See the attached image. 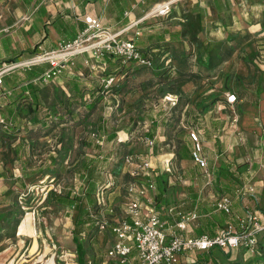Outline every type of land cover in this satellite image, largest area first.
I'll list each match as a JSON object with an SVG mask.
<instances>
[{"label":"rangeland","instance_id":"1","mask_svg":"<svg viewBox=\"0 0 264 264\" xmlns=\"http://www.w3.org/2000/svg\"><path fill=\"white\" fill-rule=\"evenodd\" d=\"M199 1L204 5V14L192 13L196 12V10H192L194 7L192 6L194 3L193 0H174L171 5L164 9L163 13L156 12L151 16L156 19H163L165 17L168 20L174 18L173 16L178 15L180 11L184 14V8L192 4L188 8L191 10H188L187 15H185L189 18L187 23L178 22V24L168 25L171 27L176 26L178 29L180 27L183 29L187 28L191 32V35L184 39V49L189 50L195 56L193 62L195 72H198L202 68L201 64L207 58V48L205 46H199V44L192 45L190 42L191 38L189 37L198 36V38L203 40L208 39L210 36L213 38L214 35L217 37L222 32L224 36L222 42H225L229 46H236L244 38H238L237 34L248 31H246L244 26H240L239 29L241 32L239 33H236L234 26H229L228 29L226 24L229 23V20L264 18V0H224L226 4L230 2L229 4L232 5V8L228 7L224 13L221 12L219 14L215 9V0ZM3 10H5L3 6H0V14ZM199 20H207L206 22H210L211 24L209 23V25H204L201 28L202 22L200 23ZM218 22L219 24L221 23V26H219ZM198 27L201 30L197 32ZM134 32V29H132L128 33V38H134ZM176 49H178V52L183 51V48L177 47ZM160 55L158 69H162L163 71L169 70L171 65L174 64L173 59H171L172 55L166 50ZM245 60V62L250 61L251 64L255 63L258 65L256 67L254 64V70H258L264 77V58L262 59L260 56L252 55L251 58L248 56ZM3 65L4 61L0 60V68ZM82 66L87 68L84 61ZM223 67L224 76L222 78L220 77L219 80H215V76L210 79L202 78L198 80L200 82L198 85L194 81L182 79L179 81L165 82L163 84L164 86H162L161 83L156 82L157 77H155L153 71L133 75L129 79V84H127V87L130 88L129 90L126 88L125 92H123L107 88L108 92L104 94L100 104L93 110L85 108V105L92 103V99L86 95L84 103L78 102L81 105L77 107L78 111H76L74 117L70 118L68 124L59 126L49 139H42L31 144L29 150L30 155L27 159L34 168L45 163L52 153L56 154L60 151L62 155L59 166L55 165L53 168V176H40L37 179L26 181L28 188L16 201L18 202L19 209L15 212L19 218L25 215L24 220L27 218L30 219L34 228V236H22L26 234L20 233L22 237L19 240L15 238L9 240L6 244L8 245L6 249H8L7 255L9 259L5 263L8 264V262L15 259L14 263L19 262V264H52L51 262L53 260H50L55 258L56 264H94V261L102 264V260L104 262L107 260L106 256H108L109 251L112 249L110 248V242H108V228L104 230L106 236L103 231L98 232L95 230L92 234L87 233L85 237L81 238L80 243L84 252L83 258L80 259L79 249L77 248L78 246L72 233L73 223L65 217L66 211L63 208L56 206L53 201L47 200V194L53 191L60 194L79 188L80 183L77 178V172L81 169V165L85 160L96 159L104 155H113L114 151L112 149L116 147L114 144L117 143H121L120 151L126 152L128 155L134 156L137 159L134 165H122V170L120 171L119 169L117 174L113 173V176L110 173V162L102 170L101 179L98 182L102 186L105 184L106 187L99 199L106 201L108 211L105 209L99 218H105L109 223H120L122 221V213L125 211L128 201V187L130 184H135L125 174L129 175L130 172L135 171L138 168V164L145 160L152 162L156 171H159L164 162L172 158L171 164H174L176 168V172L170 176L173 187L170 188L168 194L164 196L165 198L159 204L162 211L160 212L161 214L165 213L163 212L164 209H169L170 207H176V210L182 212L193 211L196 204H193L191 193L196 191L197 196H201L199 204H203L205 209H214L213 205L216 198H218L214 196L216 187L207 186V180L202 176V171L193 164L191 160V150L193 147L191 146L189 133L192 130L199 131L204 127V130L208 131V133L210 132L212 136L213 127L210 124V120L215 118V116L222 115L223 119L227 120L226 123L223 122L218 125L221 131L219 133L221 139L216 138L220 143V147L223 148L225 155L229 157L232 163L236 162L240 165H246L247 173L245 177L249 180L247 186H255L256 182H260L259 187H262L261 181H264V136L262 135L264 133L257 129L248 131L243 129V125L241 124L243 116H241L240 112H245L246 110L245 113L248 114V107L251 108V106L254 107L255 105L259 109L260 102L263 98L261 96L252 100L250 97H247L241 104L232 106H228L226 103L223 104L227 98V94L231 90L239 91V86L244 87L245 84L249 83L242 82L241 85L235 84L234 81L230 80L229 72L231 71V64H225ZM138 68L140 67L136 69ZM19 70L24 71L22 69ZM70 72L72 70L68 69L65 74H62L61 78L50 82V84L42 88L41 95L43 102H45L48 108L54 109L60 104V100L71 94L70 87L67 85L69 80L68 76L71 74ZM95 75L91 72L90 76L84 78V85H87V89H91V85L93 87L94 84L96 88L103 84L101 72H95ZM228 75L229 77H227ZM125 79V75L123 74L113 84L123 85V82H127ZM227 81H229V88L226 87ZM142 82L145 85H149L152 82L155 84L152 87L142 88ZM209 85L214 90L216 89L220 92L217 93L215 90L211 95L205 94L206 88ZM251 89L254 90L255 88L251 87ZM169 90L173 91L169 92ZM175 91L177 93H174ZM168 95H173L178 99V104L181 105L178 111L174 112L170 104L165 101ZM215 96L219 97L217 101ZM214 102L216 103V107L221 105L220 112L218 108L215 107L216 110L214 109ZM205 107H208V110L211 111L215 110L218 115H212L213 117L208 118L209 121H206L203 114ZM235 115L239 116L238 123H233L232 121ZM26 124L27 126H31V122H26ZM153 125H157V127L153 133L154 138H150L154 140L153 146L150 147L146 141L149 139L148 134L151 133L150 131L153 129ZM249 127L253 128L252 125L247 128L249 129ZM102 133L106 137L109 135L115 136V142L108 143L107 140L105 142V136H102ZM96 137L100 139L104 138V143L100 145L99 150L96 148L97 145L88 147V143L95 142ZM19 139H22V136H19ZM259 145H262V150L259 148ZM237 147H241L242 153H236ZM188 148L190 153L187 155L184 152ZM209 152L213 157V163L217 165L215 168L217 171L220 163L216 160V153L210 150ZM172 153L175 157H171ZM196 182L199 184H195ZM193 184L199 185V187L195 189L193 188ZM190 187L194 189L192 192L188 190ZM259 187L255 189L258 190ZM233 198L235 202L234 212L236 215L244 216L243 211L246 208L245 206L260 209L259 202L254 203L252 196L244 197L240 201L237 196ZM110 209L113 210L112 213L109 211ZM198 210L196 211L198 212ZM169 214H166V218H173L171 216L173 212ZM215 215L218 216L219 212L215 213ZM202 219H197L192 223L191 229L193 231L199 221L202 222ZM171 220L172 222H169V224L173 226L176 220ZM36 239L39 240L38 251L32 254V243ZM188 258L195 261L199 259L195 253H192L185 255L182 262L186 264L189 261L187 260ZM215 259V262L219 264H240L239 262L241 261L242 264H264V257L257 254L251 255L243 250L233 251L230 256L219 254L215 256ZM108 260L110 264H113V260L109 257ZM2 262L4 263V261ZM199 262L201 264L205 263L201 260Z\"/></svg>","mask_w":264,"mask_h":264},{"label":"trees","instance_id":"2","mask_svg":"<svg viewBox=\"0 0 264 264\" xmlns=\"http://www.w3.org/2000/svg\"><path fill=\"white\" fill-rule=\"evenodd\" d=\"M217 1L219 2L220 9L229 5V3L226 4L224 0H215V2ZM195 10H197L196 7L193 11ZM192 13L202 14V11ZM149 27V30L152 31H148L145 36L141 33V36L136 40V45L138 50L142 52L144 58H150L152 60L151 67L137 66L133 62L126 64L123 63L122 58L112 56H107L99 62L97 70L84 68L82 66L83 64L75 62V65L70 67L72 72H70L71 74L68 76L69 80L67 82L71 94L60 100V104L54 109H50L46 106L41 95L42 88L48 84H44L38 80L49 70V64H42L45 66L36 65L28 69H22L24 71L17 69V71L6 74L3 77V84L0 87V119L5 120L8 127L5 129L3 125H0V149L6 148L4 153L7 157H13V160L18 167H3L8 178L14 179L10 184V188L4 194L6 197L11 198L14 210L0 216L4 224L9 223V225L12 226V231L8 233V238H16L17 236L16 230L20 226L22 218H19L18 215H16L15 211L19 209L18 202L16 201L21 194L27 190L28 185L26 181L37 179V177L40 176H53L54 166H59L60 164L62 153L59 151L56 154L52 153L45 163L34 168L27 159L30 155V145L42 139L50 138L52 133L56 131L59 126L68 124L70 118L74 117L76 111H78L77 107L81 105L78 102L84 103L86 95L92 99V103L85 105V108L93 110L100 104L104 94L108 92L106 84H102L100 87L96 88V85L91 83L94 84L93 87L90 84L91 89L86 88L87 85H84V78L90 76L91 72L95 74V72L100 71L104 80L110 78L118 80L119 76L124 74L126 78L125 81L127 82H123V85L113 84L114 86L109 87L110 89L112 88L116 89V91L123 92H125L126 88H128V90L130 89L127 87V84H129V79L132 78L131 76L141 74V72L147 73L148 71H153L155 73L154 75L157 77L156 82L161 83L162 86H164L163 84H165V82H172L174 80L179 81L182 79L198 82V80H201L202 78L210 79L219 74L223 65L229 62L235 51L247 41V39H244L236 46H229L225 42H211L207 39L201 40L198 36L189 37L191 38L190 42L192 45L199 44V46H205L207 48V58L202 62V68L198 72H195L193 69L195 56L194 54H191L189 50L184 49V39L191 35V32L188 31L187 28L183 29L180 27L178 29L175 27H164L157 30L155 29V25H149ZM177 47L183 48V51L181 50L178 52V49H176ZM164 50L172 55L171 59H173L174 66L171 65V69L169 68V70L163 71L162 69H158V63L161 57L160 54ZM36 55V53H33L32 56ZM18 59L17 56L7 60L4 64L17 63ZM2 67L3 66H1V68ZM102 67H105L106 70L103 71ZM137 67L140 68L136 69ZM61 77L62 75L56 79ZM228 82L229 81L226 83V87L229 88ZM154 84L155 83L152 82L149 85H145L142 82L141 85L143 86L142 88H145L152 87ZM118 86L119 88H117ZM171 91L173 90H169V92ZM174 93L177 92L175 91ZM217 99L218 97L216 100ZM179 109L180 105L178 104L173 108V111L176 112ZM26 122H31V126H27ZM156 127L157 125H153V129L150 131L151 133L148 134L149 139L154 138L153 133ZM19 136H22V139H19V144L13 147ZM102 136H105V142L106 140L108 143L115 142V136L109 135L106 137L103 133ZM120 144H114L116 147L112 149L114 153L113 155L111 154V156L104 155L99 156L96 159L85 160L81 165V169L77 172V178L80 183L79 188L60 194L55 193L54 191L47 194V200L53 201L56 206L63 208L66 211L65 217L73 223L72 233L77 243V248L79 249L80 259L83 258L84 252L80 243L81 238L85 237L87 233L92 234L95 230L99 232L97 224L98 222L101 223L102 220L99 217H101L102 212L107 209V204L102 206L99 199H97L99 189L103 187L101 183L98 182L101 179L102 170L110 162V173L112 176L113 173L117 174L119 169L120 171L122 170V165H124V160L128 155L126 152L120 151ZM95 145L97 144H95L94 141L93 143H88V147ZM96 148L99 150L100 146L97 145ZM193 149L194 147L191 150V154ZM184 153L188 155L190 153L189 148L186 149ZM218 163H220V166L215 172L216 184L214 187H216L217 192L224 193L233 198L234 196H237V190L246 187L249 181L248 178L246 179L245 177V174L247 173L246 165H240L236 162L232 163L225 153H222L218 158ZM14 169H20L21 175L19 178H16L13 174ZM211 171L213 172V170ZM125 176L134 183L149 184V181L155 183V208L160 212L161 207L159 204L165 198L164 196L167 195L170 188L173 187L170 181V175H166L159 171L153 175L152 179H147L143 176L131 177L127 174H125ZM188 190L192 192L194 189L190 187ZM191 197L194 205L196 202H200L198 200L197 191L191 193ZM238 198L240 201V196ZM196 206L197 207L195 208L199 209L197 213L200 215L208 214L207 212L217 213L215 208L213 210H208V208L205 209L203 204H196ZM237 216L241 215H236L234 213V215L230 216L219 212L218 216L215 215L213 217L203 218L201 224L194 228L193 236L194 238L201 237L205 234L217 236L219 233L223 232L228 225L236 227ZM2 239V236H0V243ZM258 244L259 254L257 255L264 257V236L260 237ZM243 251L247 252L246 250ZM232 252L233 251L225 252L221 249H214L209 252H191L187 254L190 255L195 253L198 256V261L189 258V262L193 264H201L199 260L205 262L204 264H219L218 262H215V256H218L219 254L230 256ZM239 263L242 264V261Z\"/></svg>","mask_w":264,"mask_h":264},{"label":"crops","instance_id":"3","mask_svg":"<svg viewBox=\"0 0 264 264\" xmlns=\"http://www.w3.org/2000/svg\"><path fill=\"white\" fill-rule=\"evenodd\" d=\"M174 0H0V6H3L5 10L1 12L0 16V60L6 62L9 59L15 58L18 56L19 61H25L28 59H31L33 56V53L44 54L49 53L51 51H56L59 47V44L63 42H73L75 41L79 35L82 33V31L86 28L85 24V17H93L95 19L101 18L102 19V25L109 29L112 33L116 32H122V38L123 39H130L128 38V33L134 29V34L136 40L141 36V33L146 35L149 30V25H155V29L160 30L164 27H174L169 26L168 24H178L179 23H187L188 17L187 11L191 10L188 9L190 5H187L186 8H184V11L182 14V11L178 15L173 16L174 18L166 20L165 17L163 19L161 18H154L151 16H147L148 13H150L154 9H158L160 7H163V5L173 2ZM193 9L196 7V11H202V14H204V5L199 0H193ZM230 3V2H229ZM216 12L219 14L221 12L224 13L225 9L228 7L232 8V5L229 4V6L224 8H219V2H214ZM225 6V4H224ZM201 8V9H199ZM192 9V10H193ZM240 18V17H239ZM238 18V19H239ZM198 21V19H197ZM207 20H199L201 23V28L204 25H209L210 22H206ZM211 24V23H210ZM219 24V22H218ZM221 26V23L219 24ZM226 26H234L236 33L241 32L239 29L240 26H244L247 33H240L237 34V37H244L242 40H246V43L239 47L233 54L232 59L225 63L226 65L231 64V71L229 72L230 80L234 81L235 84L241 85L242 82H249L244 85V87L239 86V91L232 90L231 93H234L238 97L237 104L243 103L244 100H246L247 97H250L252 100L255 98L261 97L263 100L260 102L259 109L256 108V105L253 107H248V111L246 114L245 112H240L241 116L243 118L241 119V124L243 125V129L246 131L257 129L258 131H261L264 133V86L261 87L262 84H264V77L262 73H260L258 70H254V64H251V62L247 61L245 62L246 58L249 56H257L264 58V18L262 19H245V20H229V23L226 24ZM176 27V26H175ZM178 28V27H176ZM201 28H197V32L201 30ZM220 30V28H219ZM139 33L140 35L137 37L136 33ZM229 32V31H228ZM216 34V33H215ZM222 35V36H221ZM245 35V36H244ZM223 34H219V36H211L207 39L211 42H222ZM246 37V38H245ZM85 56L79 57L75 60L78 64H83ZM264 62V61H263ZM262 62V63H263ZM256 65V64H255ZM138 66V65H137ZM258 65H256L257 67ZM260 67V66H259ZM264 70V68H263ZM224 67L221 68V71L219 74L215 76V80H219L220 77L222 78ZM100 72V71H98ZM263 72V71H262ZM228 74V73H226ZM95 75V74H94ZM228 75V76H229ZM96 76V75H95ZM213 80V79H212ZM193 82V81H192ZM200 82H196L198 85ZM251 87L255 88L254 90L251 89ZM261 88V89H260ZM216 90V89H215ZM211 85H209L208 88H206L205 94L211 95L215 91ZM217 93L220 91L216 90ZM243 92V93H242ZM230 93V94H231ZM204 94V95H205ZM255 94V95H253ZM218 96H215V99ZM219 98V97H218ZM217 101V100H216ZM179 103V102H178ZM215 103V102H214ZM226 103V100L223 104ZM227 104V103H226ZM228 105V104H227ZM181 106V105H180ZM221 106V105H220ZM220 106L218 105L216 107V103L214 105L218 108V111L220 112ZM238 106V105H237ZM172 109L174 107H171ZM252 111L250 112V110ZM216 110V109H215ZM208 110V107H205L203 109L204 118L206 121H209L208 118L213 117L212 115L217 114L216 111ZM250 112V113H249ZM218 115V114H217ZM207 117V118H206ZM211 126L213 127L212 131L213 134L211 136V133L204 130V127H202L199 131H193L196 132L201 136L202 144L204 147V156L208 160L209 163V171L212 174V179L214 182L211 184V186L208 185V180L205 177L204 171L199 169V167L196 165V167L202 171V176L205 178L206 184L209 187H213L216 184V164L213 163V157L210 155V151L213 153H216V160L221 156L222 153H224V150L222 147H220V143L218 142V139H221V135L219 134L221 131L219 130V124L223 122H227V120L223 119V116H215V118H212L211 120ZM252 125L253 128L248 126ZM246 126V127H245ZM209 128L208 126H206ZM223 130V129H222ZM189 133V139L191 141V146L194 147V143L192 142L190 138ZM264 136V134L262 135ZM218 138V139H216ZM49 139V138H46ZM216 139V140H215ZM205 140V142H204ZM242 140V139H241ZM19 144V140L16 141V143L13 145ZM237 146V145H236ZM262 148V145H259ZM209 149V150H208ZM237 152L242 153L241 147L236 148ZM194 150V149H193ZM6 151L5 149H0V216L7 214L9 211L12 210V202L10 197H6L4 194L5 192L10 188L9 183L12 182L13 178H8L7 174L5 173V169H3L4 166L6 167H17V164L14 162L13 157H7L4 153ZM207 152V153H206ZM263 152V151H262ZM13 156V155H12ZM171 157H175V155L172 153ZM169 163H167L168 159L159 169L160 172H163L166 175L172 176L174 172H176V168L174 164H171L172 158H170ZM194 164V163H193ZM213 170V172L211 171ZM18 171V172H17ZM156 171V172H159ZM21 171L18 169L13 170V174L15 177L19 178ZM195 184H199L196 182ZM205 184V185H206ZM260 182H256L255 186H252L254 188L259 187ZM262 187H259V189H255V192L251 195L246 194L245 196H240L241 199H244V197H253L254 203L259 202L260 209H255L250 206H245L244 214L246 215L247 212H256L262 217V222H264V210L262 207V204L264 202V181H261ZM247 186V187H250ZM199 185H194L193 188H197ZM168 194V193H167ZM155 195L156 190L149 192L148 196L144 199V204L142 206L141 214L143 217L150 216L151 210L155 209L156 212L164 219L168 220L169 222H172L171 219H167L166 216L170 215L169 210L171 208L176 207H170L169 209H164V214H161L162 211H157L155 208ZM237 195V193H236ZM186 196H188L186 194ZM214 196H227L224 193H220L215 191ZM230 197V196H228ZM237 197H239L237 195ZM128 198V195H127ZM233 201L234 199L230 197ZM201 196L198 195V200L200 201ZM125 211L122 213L121 220H123L126 217V210H127V204ZM196 204H199L196 202ZM198 206V205H197ZM196 206V207H197ZM235 206V205H234ZM214 207V205H213ZM234 209V207H233ZM247 209V210H246ZM197 209L195 208L193 211L197 213ZM234 211V210H233ZM208 214H202L199 213V220L206 217H213L215 216V212H207ZM235 213V212H234ZM167 214V215H166ZM164 215V216H163ZM25 216V215H24ZM24 216L22 217L20 226L16 230V240H19L22 236H31L34 235H22L20 236V233L24 232L21 230L22 222L24 221ZM203 220V219H202ZM111 224H116V222H113ZM201 222L197 224L199 226ZM32 225V222H31ZM192 224L187 229L188 231L184 236L194 238L193 229H191ZM33 227V226H32ZM34 229V228H33ZM12 231V226L8 224H4V222L0 218V236H2V241L0 243V264H7L5 261L9 259L8 257V249L6 245L9 240L12 238H8V233ZM107 231L109 232V240L111 247L113 246L115 242V235L113 232H111V229L108 228ZM194 232V231H193ZM105 233V232H104ZM171 233V232H170ZM181 233L178 231V234ZM104 236V234H103ZM106 236V233H105ZM38 242L39 240L36 239L32 243V247L34 248L36 245L35 251L33 248L31 249V253L35 254L38 251ZM6 246V247H5ZM110 247V248H111ZM134 248V247H133ZM108 256H106L107 260L104 262L102 260V264H110L108 260ZM184 257V256H183ZM183 257H181V263ZM110 258V257H109ZM111 259V258H110ZM53 260V261H52ZM113 260V264H119L118 260ZM187 260H190L189 258ZM4 261V263L2 262ZM50 261L53 262V264H56L55 258L51 259ZM15 259L8 262V264H19L14 263ZM187 263H191L187 261ZM186 263V264H187ZM94 264H98V262L94 261ZM127 264H140L138 250L136 248L133 249L132 253L129 255L127 259Z\"/></svg>","mask_w":264,"mask_h":264},{"label":"built area","instance_id":"4","mask_svg":"<svg viewBox=\"0 0 264 264\" xmlns=\"http://www.w3.org/2000/svg\"><path fill=\"white\" fill-rule=\"evenodd\" d=\"M169 2L163 7L152 10L147 16H152L156 12L163 13L164 9L171 5ZM86 28L79 37L73 42H63L59 44L56 51L39 54L33 58L19 61L13 64H4L0 69V87L3 84V77L6 74L17 71V69H28L36 65L49 64V70L43 74L38 80L44 84H49L52 80L60 77L71 66L75 65V60L85 56L84 63L87 68L97 70L99 62L105 57H119L123 59V63H135L138 66L151 67L152 60L144 58L142 52L138 50L136 39H123L122 32L112 33L109 29L102 25V19L93 17H85ZM137 37L140 35L136 33ZM71 70V69H70ZM102 70H106L102 67ZM37 81V80H36ZM115 82L114 78L103 79V84L109 88ZM171 107L178 104V99L173 95L165 98ZM238 97L234 93L227 94L226 103L228 106L237 104ZM233 123L239 122V116L235 115ZM0 125L7 129L6 121L0 119ZM102 138V137H101ZM190 138L194 143V150L191 154L192 162L204 171L208 180V185L214 182L212 174L209 171V163L204 156V147L201 136L192 132ZM95 142L98 146L104 143V138L96 137ZM147 145L153 146L154 140L148 139ZM149 143V144H148ZM134 156L127 155L124 165H134ZM169 163V160L166 164ZM138 168L130 172L132 177L143 176L152 179L156 173V169L152 162L145 160L138 164ZM106 185L99 189L97 199L104 193ZM156 185L153 181L149 184H130L127 190L129 202L127 204L126 219L120 223L111 224L105 218L98 222L99 231L110 228L115 235V242L108 255L111 259L119 261V264H127V259L133 249L138 250L140 264H184L181 263V257L187 253H203L214 249H221L225 252L246 250L248 253L259 254L258 242L260 237L264 236V222L262 217L256 212H247L244 216H237V226H226L225 230L217 236L202 235L197 238L184 236L189 226L199 219L196 212H182L171 208L169 213L173 212L175 224L170 226L169 221L162 218L155 209L151 210L150 216L143 217L141 214L144 199L149 192L155 191ZM255 192V188L244 187L237 190L238 196L251 195ZM100 204L106 205V201L99 199ZM234 201L228 196H218L214 203L216 212H222L226 215H234ZM264 210V202L262 204ZM108 211V208H107ZM111 213L112 209L109 210ZM178 231L181 233L178 234ZM171 232V233H170ZM134 247V248H133ZM193 264V263H187Z\"/></svg>","mask_w":264,"mask_h":264},{"label":"bare ground","instance_id":"5","mask_svg":"<svg viewBox=\"0 0 264 264\" xmlns=\"http://www.w3.org/2000/svg\"><path fill=\"white\" fill-rule=\"evenodd\" d=\"M21 230L24 232V234L26 235H34V229L31 225V221L29 218L25 219L23 222H22V225H21ZM36 249V245L35 247L33 248V250L35 251ZM53 264V262H51Z\"/></svg>","mask_w":264,"mask_h":264}]
</instances>
